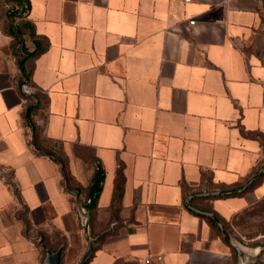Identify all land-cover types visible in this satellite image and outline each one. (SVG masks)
<instances>
[{
	"label": "crops",
	"instance_id": "0c3cea01",
	"mask_svg": "<svg viewBox=\"0 0 264 264\" xmlns=\"http://www.w3.org/2000/svg\"><path fill=\"white\" fill-rule=\"evenodd\" d=\"M27 1V85L0 6V264L79 261L97 165L87 264H237L197 212L264 198V1Z\"/></svg>",
	"mask_w": 264,
	"mask_h": 264
},
{
	"label": "trees",
	"instance_id": "16d2710c",
	"mask_svg": "<svg viewBox=\"0 0 264 264\" xmlns=\"http://www.w3.org/2000/svg\"><path fill=\"white\" fill-rule=\"evenodd\" d=\"M5 3L8 4L10 7L5 8L6 9V16L9 21V34L13 37V50L14 55L16 57L17 66L21 73V85H27L30 80V72L26 70L25 64L26 62L32 60L33 58L37 57L39 54H41L46 47L39 45V43L36 41L35 32L33 25L27 18V14H23L24 8L23 6H27L29 11V3L27 0H5ZM0 6H3L0 4ZM29 39L30 41H33L35 44V48L33 50H28L26 47V40ZM33 110V107H28L27 111L25 113V119L31 128L33 135L35 133L34 125L31 120V112ZM263 174H260L257 178L254 179V181L251 184H256V180L263 177ZM103 180V172L100 167L97 168L95 175L92 179V184L89 189V196L88 201L90 202V207H93L95 204L96 198H94L95 195H97L101 190V184ZM238 193L231 192L229 194H219L213 197L209 198H220V197H226V196H234ZM211 227L221 234L215 220L208 218L207 219ZM220 221V220H219ZM222 223V221H220ZM223 224V223H222ZM224 226V224H223ZM225 227V226H224ZM223 241L225 244H228L225 237H223ZM232 253L236 262V252L234 249H232ZM122 264V263H121ZM254 264H264L260 262H255Z\"/></svg>",
	"mask_w": 264,
	"mask_h": 264
},
{
	"label": "water",
	"instance_id": "95a60500",
	"mask_svg": "<svg viewBox=\"0 0 264 264\" xmlns=\"http://www.w3.org/2000/svg\"><path fill=\"white\" fill-rule=\"evenodd\" d=\"M77 200V199H76ZM89 209L90 203L87 202L85 204L77 202V210L80 217V223L84 231V236L87 241V247L80 257L79 261L76 264H87L91 259L93 252L102 241L103 237L111 231L109 228L107 231L102 232L100 235L93 237L91 233V228L89 224ZM198 214L215 220L221 234L226 238L229 246L234 249L237 254V264H252L254 258L258 256L263 248L256 247V248H249L242 246L240 243L235 242L228 233L224 230L222 223L211 213H203L197 212ZM42 250L45 254L43 264H62V257H63V250L64 246L60 245L55 251L47 248L42 239L39 242Z\"/></svg>",
	"mask_w": 264,
	"mask_h": 264
},
{
	"label": "rangeland",
	"instance_id": "374dc122",
	"mask_svg": "<svg viewBox=\"0 0 264 264\" xmlns=\"http://www.w3.org/2000/svg\"><path fill=\"white\" fill-rule=\"evenodd\" d=\"M0 4L10 7L5 0H0ZM222 223L224 230L235 242L249 248H263L254 261L264 263V198L229 222Z\"/></svg>",
	"mask_w": 264,
	"mask_h": 264
},
{
	"label": "built area",
	"instance_id": "2783aa9c",
	"mask_svg": "<svg viewBox=\"0 0 264 264\" xmlns=\"http://www.w3.org/2000/svg\"><path fill=\"white\" fill-rule=\"evenodd\" d=\"M186 2H188L189 0H185ZM264 1V0H263ZM4 7L5 8H8V6L7 5H4ZM23 8H24V12H23V14H28V8H27V6H23ZM189 24L190 25H193L194 24V21H189ZM24 91L26 92V93H29V90L28 89H26V88H24ZM99 166L97 165V168H98ZM94 198H97V195H95L94 196ZM157 261H161V257H157ZM150 263V258L149 257H145L144 259H142V262L140 263V264H149Z\"/></svg>",
	"mask_w": 264,
	"mask_h": 264
}]
</instances>
